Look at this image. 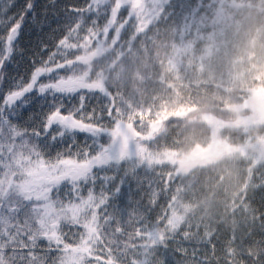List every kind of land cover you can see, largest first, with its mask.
<instances>
[{
	"label": "snow or ice",
	"instance_id": "snow-or-ice-1",
	"mask_svg": "<svg viewBox=\"0 0 264 264\" xmlns=\"http://www.w3.org/2000/svg\"><path fill=\"white\" fill-rule=\"evenodd\" d=\"M133 7L0 0V264H117L133 217L158 241L149 264H264V176L233 210L242 232L181 227L184 217L159 201L144 157L131 150L115 97L76 74L90 47L99 54L129 29L137 38ZM196 11L189 0H154L145 37L161 24H187ZM46 28L50 41L23 43L29 30Z\"/></svg>",
	"mask_w": 264,
	"mask_h": 264
},
{
	"label": "trees",
	"instance_id": "trees-1",
	"mask_svg": "<svg viewBox=\"0 0 264 264\" xmlns=\"http://www.w3.org/2000/svg\"><path fill=\"white\" fill-rule=\"evenodd\" d=\"M189 3L197 11L187 24H161L145 37L152 22L146 26L144 13L136 39H128L129 29L118 45L106 42L99 54L90 47L81 54L76 74L115 97L124 127L149 155L184 157L218 144L221 154L213 161L202 158V166L179 172L175 164L148 165L149 174L159 201L167 200L174 216L184 217L181 227L240 233L241 217L233 210L246 190L251 195L253 181L264 176V123L248 124L244 119L250 111L235 110L250 91L264 90V0ZM148 8L153 17V7ZM132 12L136 15L135 8ZM40 39L50 41L52 32L29 30L23 43ZM20 70L28 71L27 62ZM156 242L133 217L114 251L117 264H149Z\"/></svg>",
	"mask_w": 264,
	"mask_h": 264
},
{
	"label": "rangeland",
	"instance_id": "rangeland-1",
	"mask_svg": "<svg viewBox=\"0 0 264 264\" xmlns=\"http://www.w3.org/2000/svg\"><path fill=\"white\" fill-rule=\"evenodd\" d=\"M153 2L154 0H135V7L132 8V11L135 8L136 15L141 16V25L144 21L142 19L146 18L144 13H146L148 16V19L145 21L146 26L150 22H152V14L151 12H148V10H150L148 7H153ZM235 110H238L240 112L245 110L250 111V113L246 115L244 119V121L248 124H252L251 121H255L256 119H258V121L255 123H264V90L261 89L250 91L246 96L245 101L241 105L236 107ZM209 124L213 129L217 126L215 120L209 122ZM125 130L127 131L129 136L131 150L133 152H138L142 157H144V162L147 165H159L164 163L175 164L179 172H184L192 168L193 166H202L204 164L203 161H213L214 158L218 157L221 154L220 146L218 144H215L213 148L208 152L201 153L199 151H194L191 155L184 157H178L173 153L164 154L162 156H160V154L149 155L145 150L139 147L138 141L134 140V137L132 136L130 130L126 127ZM214 133V140L218 141V131L215 129ZM202 158H204L203 161Z\"/></svg>",
	"mask_w": 264,
	"mask_h": 264
}]
</instances>
